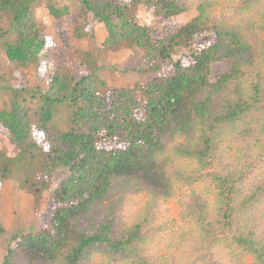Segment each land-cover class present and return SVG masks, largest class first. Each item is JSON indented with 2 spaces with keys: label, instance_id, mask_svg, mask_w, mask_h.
<instances>
[{
  "label": "trees",
  "instance_id": "obj_1",
  "mask_svg": "<svg viewBox=\"0 0 264 264\" xmlns=\"http://www.w3.org/2000/svg\"><path fill=\"white\" fill-rule=\"evenodd\" d=\"M38 1L0 0L13 66L2 77L11 91L0 133L19 151L15 162L45 154L38 190L58 171L68 175L49 224L14 236L0 264H91L95 254L111 264H245L247 255L264 264V0H234L224 13L211 0H145L167 21L159 38L137 22L142 0H48L58 20L80 3L78 38L92 32L88 16L105 26L99 55L135 45L137 72L172 70L145 84L144 105L139 88L99 86L94 51L58 52L35 15ZM184 15L193 17L179 24ZM31 68L46 87L35 107L24 98ZM12 158L0 151V182L13 174ZM205 180L215 200L195 187ZM176 183L190 188L181 214L195 228L178 253L162 256L150 245ZM142 193L148 201L128 225Z\"/></svg>",
  "mask_w": 264,
  "mask_h": 264
},
{
  "label": "rangeland",
  "instance_id": "obj_2",
  "mask_svg": "<svg viewBox=\"0 0 264 264\" xmlns=\"http://www.w3.org/2000/svg\"><path fill=\"white\" fill-rule=\"evenodd\" d=\"M218 13L230 11L234 0H211ZM48 0H39L34 4V12L39 21L43 32L57 46L58 52L63 51L71 55L72 49L84 51H94L91 57L90 65L98 68L99 86L106 83L109 88H139V101L142 105L146 102V96L143 92L145 84L156 77L171 76L172 70L168 67L149 73H140L136 71V66L141 59V51L135 45H127L121 50H103L99 55L98 49H103V44L107 38V31L102 23L94 21L90 16L88 20L92 28L89 35L78 38L75 35L76 29L80 27L77 13L80 11V3L76 2L71 6L74 14L63 20H58L50 15ZM192 15H184L178 19L179 24H186L192 19ZM8 17L0 19V69L4 75L0 74V107L8 105L10 95V78L2 79L9 74L12 69V63L4 53L5 39L4 34ZM137 22L143 26L151 27L154 30L155 37L163 36L167 26V21L154 13L146 5L145 0L139 5L136 11ZM9 19V18H8ZM262 24L261 20H259ZM82 33V32H81ZM85 34V33H84ZM83 34V35H84ZM209 36L198 39L200 43H207ZM261 42L264 43V31L262 32ZM179 57H177L178 59ZM28 91L25 92L24 98L29 105L35 107L39 102L41 93L46 91L45 83L41 80L40 72L35 69L25 70ZM44 91V92H43ZM103 92L102 90H100ZM139 117L143 116V110H140ZM0 151L6 153L8 158L19 154V151L8 143L0 133ZM230 154V152H228ZM45 161L43 152L32 150L29 155H21L16 160L12 158L13 174L10 178L0 182V224L4 230L0 235V262L7 252V248L14 236L18 234H27L36 232L47 226L51 220L54 204L55 189L59 183L68 175L65 170L58 171L52 183L42 190L37 187L40 181V170ZM182 163H187L185 159H180ZM2 162V161H1ZM194 167H197L195 164ZM205 182H199L195 187L201 189L210 188V198L216 199V191L213 185ZM190 192V188L180 183H176L175 195L171 198L164 214L159 217L157 223L160 224L161 230L155 240L151 243V249L162 256H169L178 253L183 246V239L194 228L195 224L185 219L181 214V202ZM135 203L129 208L131 215L127 224H132L139 213L144 210L148 201L146 193L134 197ZM254 261L253 256H245L244 263L251 264ZM91 264H111L107 257L95 254Z\"/></svg>",
  "mask_w": 264,
  "mask_h": 264
}]
</instances>
